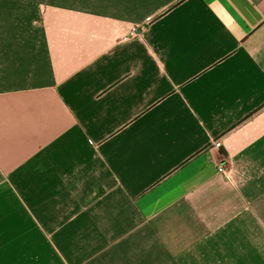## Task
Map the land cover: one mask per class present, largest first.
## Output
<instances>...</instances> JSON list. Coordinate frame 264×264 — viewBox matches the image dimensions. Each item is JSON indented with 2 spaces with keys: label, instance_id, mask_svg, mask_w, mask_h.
I'll use <instances>...</instances> for the list:
<instances>
[{
  "label": "crops",
  "instance_id": "crops-1",
  "mask_svg": "<svg viewBox=\"0 0 264 264\" xmlns=\"http://www.w3.org/2000/svg\"><path fill=\"white\" fill-rule=\"evenodd\" d=\"M0 264H264V0H0Z\"/></svg>",
  "mask_w": 264,
  "mask_h": 264
},
{
  "label": "built area",
  "instance_id": "built-area-1",
  "mask_svg": "<svg viewBox=\"0 0 264 264\" xmlns=\"http://www.w3.org/2000/svg\"><path fill=\"white\" fill-rule=\"evenodd\" d=\"M139 34H140L139 28L136 27V26H134V27H132V28L129 30L128 34H127L126 36L123 37V40H129V39L137 38V37L139 36ZM216 146L219 147L220 144L217 142V143H216ZM225 171H226V170H225V168H224L223 165H219V166L217 167V172H218L219 174L224 175V174H225Z\"/></svg>",
  "mask_w": 264,
  "mask_h": 264
}]
</instances>
